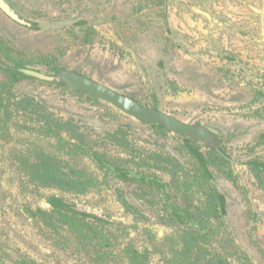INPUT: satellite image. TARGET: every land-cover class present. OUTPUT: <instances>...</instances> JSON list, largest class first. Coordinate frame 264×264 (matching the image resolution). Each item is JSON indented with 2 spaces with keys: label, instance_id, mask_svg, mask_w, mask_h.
I'll return each instance as SVG.
<instances>
[{
  "label": "rangeland",
  "instance_id": "obj_1",
  "mask_svg": "<svg viewBox=\"0 0 264 264\" xmlns=\"http://www.w3.org/2000/svg\"><path fill=\"white\" fill-rule=\"evenodd\" d=\"M4 1L35 30L0 11V40L7 48L0 50V63L14 67L12 62L19 61L46 75L60 68L75 72L144 107L157 105L183 122L221 133L222 150L239 162L226 172L209 167L212 185L226 200L230 247L244 251L251 264H264V191L245 165L252 159L264 162V143L257 145L264 132V0ZM14 93L42 102L54 118L71 121L85 141L133 173L152 175L154 153L176 156L189 167L185 152H178L183 140L177 135L161 134L105 102L35 80L20 81ZM2 135L0 130V245L53 264L57 253L21 217L24 196L18 195L17 184L8 182L7 155L22 140L15 134L7 142ZM109 135H117L120 145ZM197 146L207 154V147ZM71 160L97 182L87 194L66 199L113 223L111 236L146 245L140 233L157 244L171 234L159 220L164 215L161 196L144 195L135 185L104 177L87 156ZM142 160L149 164L141 165ZM227 172L233 180L226 178ZM159 176L169 180L163 172ZM57 257L63 262L64 256ZM157 262L155 255L151 263Z\"/></svg>",
  "mask_w": 264,
  "mask_h": 264
},
{
  "label": "trees",
  "instance_id": "obj_2",
  "mask_svg": "<svg viewBox=\"0 0 264 264\" xmlns=\"http://www.w3.org/2000/svg\"><path fill=\"white\" fill-rule=\"evenodd\" d=\"M160 2L163 4L164 0ZM4 48L7 49L0 40V50ZM12 65L26 67L19 61H13ZM60 70L54 69V72ZM0 74L2 137L13 142L14 135L19 134L22 140L14 143L7 155L11 163L8 182L17 184L18 195L24 196L21 217L31 222L41 243L57 253L53 264L68 261L74 264H152L155 255L157 264H251L244 251L230 247L233 239L225 226L226 200L211 182L209 167L230 171L234 165L224 161L212 148L207 147L209 150L204 155L197 146L199 143L177 136L183 140L181 150H177L185 152L189 167L178 162L176 156L164 158L154 153L150 155L151 168L155 170L152 175L133 173L119 159H110L94 148V143L85 141L86 136L71 121H62L47 113L42 102L28 95L19 99L14 87L27 79L1 67ZM55 86L100 101L63 85ZM149 107L158 109L157 105ZM147 125L161 134H169L161 126ZM108 137L120 145L117 135ZM263 143L264 132L258 136L257 145ZM218 148L226 155L220 144ZM79 155L87 156L104 177L135 185L144 195L161 196L164 215L159 220L171 229V234L159 240V244L148 235L144 239L142 233V240L148 242L146 245L135 239L125 241L123 235L109 234L114 224L108 219L70 203L67 195H85L97 182L72 165L71 159ZM140 164L149 163L142 160ZM245 165L258 188L264 191V162L252 159ZM159 172L167 174L169 180L163 181ZM225 174L228 180H233L231 172ZM15 252L0 245V264H46L45 260L35 259L29 253ZM58 253L64 256L63 262L57 257Z\"/></svg>",
  "mask_w": 264,
  "mask_h": 264
},
{
  "label": "water",
  "instance_id": "obj_3",
  "mask_svg": "<svg viewBox=\"0 0 264 264\" xmlns=\"http://www.w3.org/2000/svg\"><path fill=\"white\" fill-rule=\"evenodd\" d=\"M0 11L10 20L19 25L29 28L33 27V25L27 23L16 15L4 0H0ZM261 26L264 38V7L262 10ZM0 67L9 73L18 74L27 80L63 85L70 89L91 95L134 120L145 124L161 126L172 135L183 136L196 141L205 147L212 148L224 159V161L232 165L239 164L238 161H234L219 150L218 145L221 143L222 135L218 130L213 129L210 126L190 125L166 114L160 109L144 107L128 96L120 94L98 82L71 71L60 70L51 75H46L38 70L25 67H13L3 63H0ZM206 171H208V168H206Z\"/></svg>",
  "mask_w": 264,
  "mask_h": 264
},
{
  "label": "flooded vegetation",
  "instance_id": "obj_4",
  "mask_svg": "<svg viewBox=\"0 0 264 264\" xmlns=\"http://www.w3.org/2000/svg\"><path fill=\"white\" fill-rule=\"evenodd\" d=\"M11 8V7H10ZM15 13V12H14Z\"/></svg>",
  "mask_w": 264,
  "mask_h": 264
}]
</instances>
